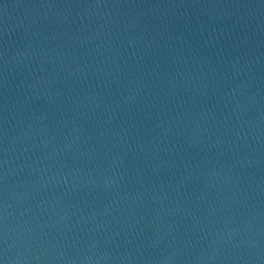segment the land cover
Segmentation results:
<instances>
[{"label": "water", "instance_id": "obj_1", "mask_svg": "<svg viewBox=\"0 0 264 264\" xmlns=\"http://www.w3.org/2000/svg\"><path fill=\"white\" fill-rule=\"evenodd\" d=\"M2 264H264V0H0Z\"/></svg>", "mask_w": 264, "mask_h": 264}, {"label": "snow or ice", "instance_id": "obj_2", "mask_svg": "<svg viewBox=\"0 0 264 264\" xmlns=\"http://www.w3.org/2000/svg\"><path fill=\"white\" fill-rule=\"evenodd\" d=\"M0 264H2V261H0Z\"/></svg>", "mask_w": 264, "mask_h": 264}]
</instances>
